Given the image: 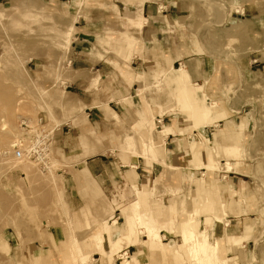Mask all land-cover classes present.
<instances>
[{"label":"rangeland","instance_id":"rangeland-1","mask_svg":"<svg viewBox=\"0 0 264 264\" xmlns=\"http://www.w3.org/2000/svg\"><path fill=\"white\" fill-rule=\"evenodd\" d=\"M20 115L46 158H15ZM128 257L264 264V0H0V264Z\"/></svg>","mask_w":264,"mask_h":264},{"label":"built area","instance_id":"built-area-1","mask_svg":"<svg viewBox=\"0 0 264 264\" xmlns=\"http://www.w3.org/2000/svg\"><path fill=\"white\" fill-rule=\"evenodd\" d=\"M21 135L12 144L13 154L16 159H44L50 150L51 133L47 130L45 117L39 115L30 118L19 116Z\"/></svg>","mask_w":264,"mask_h":264},{"label":"crops","instance_id":"crops-1","mask_svg":"<svg viewBox=\"0 0 264 264\" xmlns=\"http://www.w3.org/2000/svg\"><path fill=\"white\" fill-rule=\"evenodd\" d=\"M143 8V7H142ZM142 8H141V11H142ZM140 19H142V14H140ZM144 18V17H143ZM96 55H89L87 57H85L84 59H81V60H75L74 62V65L78 66L80 64V66L83 68V69H94L95 67H97V70L101 72V74L105 75L106 72H115V68L113 67V65L110 63V61L106 58L107 56H105V59H101L99 57V54L96 52L95 53ZM81 63H80V62ZM79 67V66H78ZM183 67V66H182ZM182 67H173L172 71L175 72V76H178V74H181L182 76V81H183V73L181 71V68ZM185 67V66H184ZM186 69V68H185ZM171 71V73H172ZM186 73H187V78H188V86H190V83H191V76L188 72V70L186 69ZM175 76H170V74L167 76V79L169 81V83H171L175 78ZM172 80V81H171ZM176 85V84H174ZM192 87H195V85H192ZM196 88V87H195ZM176 89L182 93V96H183V102L184 104L188 101V99H192V97H195L194 93H193V90L192 89H184V83L181 82V81H178L177 85H176ZM190 91V92H189ZM188 95V96H187ZM193 100V99H192ZM195 101V100H194ZM199 101V100H198ZM200 102V101H199ZM186 106V105H185ZM214 136H216V134H214ZM90 168L92 169V171L94 173H97L96 177L101 180V181H105V180H109L110 178H107V172H108V169H106V165L100 161H89L88 162ZM109 177V176H108ZM209 191V189H207ZM160 215V214H158ZM157 213H155V216H158ZM114 230V229H113ZM122 228L120 229H116L115 230V234L117 235H121L123 232H122ZM125 231V230H124ZM130 234H134L132 231L130 232ZM224 234V229L221 230V236ZM134 244V243H133ZM136 245V244H134Z\"/></svg>","mask_w":264,"mask_h":264},{"label":"bare ground","instance_id":"bare-ground-1","mask_svg":"<svg viewBox=\"0 0 264 264\" xmlns=\"http://www.w3.org/2000/svg\"><path fill=\"white\" fill-rule=\"evenodd\" d=\"M13 67V66H12ZM5 68V67H4ZM9 76V75H8ZM182 78V77H181ZM4 87V86H3ZM186 90V89H185ZM190 92V91H189ZM183 96H184V94H183ZM188 96V95H187ZM191 101V100H190ZM189 102V101H188ZM192 102V101H191ZM189 104H191L192 105V103H189ZM191 107V106H190ZM201 108V107H200ZM195 114V113H194ZM197 115H199V113L197 114ZM27 163V162H26ZM124 233V232H123ZM124 235H125V233H124ZM126 235H128L127 233H126ZM112 236V235H111ZM193 236V232H191V231H187V232H184V237L185 238H189V237H192ZM127 237V236H126ZM128 238V237H127ZM120 240V239H119ZM128 240V239H127ZM116 244L117 243H115L114 242V246H116ZM113 248V247H112ZM127 255V254H126ZM137 257V256H136ZM139 258H137V259H135V261L133 260V258H131V257H128L127 258V260H126V262H125V264H134V263H138L139 262ZM75 261V260H74ZM82 261V260H81ZM124 263V262H123Z\"/></svg>","mask_w":264,"mask_h":264}]
</instances>
